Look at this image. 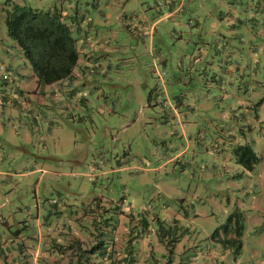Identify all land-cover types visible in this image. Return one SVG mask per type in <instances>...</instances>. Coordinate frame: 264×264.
<instances>
[{
    "label": "rangeland",
    "instance_id": "obj_1",
    "mask_svg": "<svg viewBox=\"0 0 264 264\" xmlns=\"http://www.w3.org/2000/svg\"><path fill=\"white\" fill-rule=\"evenodd\" d=\"M17 1L0 0V264H73L68 231L75 264H264V0L191 2L199 24L170 19L155 45L120 26L115 61L41 86L7 36ZM85 1L95 23L112 2ZM234 210L239 254L210 237Z\"/></svg>",
    "mask_w": 264,
    "mask_h": 264
},
{
    "label": "crops",
    "instance_id": "obj_2",
    "mask_svg": "<svg viewBox=\"0 0 264 264\" xmlns=\"http://www.w3.org/2000/svg\"><path fill=\"white\" fill-rule=\"evenodd\" d=\"M153 1V4H155L157 9V18L155 20L150 19L146 15L143 7L139 5L140 0H112V2L105 1L103 3L104 7L95 5L102 8L97 10V13L99 14L98 23H95L94 18L88 16V9H85V14L83 13V5L88 4L85 0L78 1L76 5L73 3L74 0H31V2L35 3V6H32L28 0H19L17 3L26 4L41 10H57L60 12L62 21L66 23L72 37L75 39V44L79 52L77 66L83 61H94L97 58H101L103 55H107L108 58H111V54H108L111 51L119 52L117 46L120 42L116 45V37L114 34L116 33L115 29L117 32H122L121 27H123L124 32L128 34H132L135 30L139 31L138 29H142L144 33L143 40L141 41L142 43H144L145 39H148L152 45H155L154 43H156L154 39L158 42L165 41L167 32L164 35L161 34V31L164 29L162 28L163 24L170 19H174L176 23L181 22L183 20V14L179 15L178 13L187 9L184 14H188L189 4L191 2L195 3L196 0H182L177 6L176 0ZM120 2H122V4L126 3L124 7L120 5ZM197 3L200 4V0H197ZM120 7L123 9L120 10ZM117 8L119 11L116 10ZM73 12L75 13V19L70 15ZM254 14L255 13L252 12L247 15L251 17L248 21H252L255 24L262 23V20H258L262 15ZM178 15L179 17L177 19ZM198 15L200 16L199 12L197 16ZM100 16L102 18H100ZM123 17L124 19H122ZM67 18H69L70 21H68ZM192 19L193 17L189 16L188 19L183 20L185 24L180 23V25L183 27L190 26L188 28H191L190 30H192L193 27H196L199 24L198 20L194 21V23H190ZM101 20H103V23H99ZM113 23H115L114 26L112 25ZM200 30L207 31L202 27ZM187 40L188 39H183V41ZM112 61H115V58H113L111 62ZM152 89L154 90V86ZM86 231L90 235L93 234L88 227H86ZM63 238V240L74 242V244L69 245L70 249L68 250L61 249V246L57 251L61 254H71L72 257L70 259H72L73 264H75L74 259L77 255V246L75 245V242H77L78 239L73 235V231L65 233V237ZM80 240H82L81 237ZM69 262L70 260L65 264H69Z\"/></svg>",
    "mask_w": 264,
    "mask_h": 264
},
{
    "label": "trees",
    "instance_id": "obj_3",
    "mask_svg": "<svg viewBox=\"0 0 264 264\" xmlns=\"http://www.w3.org/2000/svg\"><path fill=\"white\" fill-rule=\"evenodd\" d=\"M7 36L19 45L31 65L38 86L61 81L72 75L79 52L75 39L57 10H41L26 4L13 3L5 12ZM238 161L252 169L259 157L249 146L236 151ZM243 216L234 210L210 237L225 249L239 254L242 249Z\"/></svg>",
    "mask_w": 264,
    "mask_h": 264
},
{
    "label": "built area",
    "instance_id": "obj_4",
    "mask_svg": "<svg viewBox=\"0 0 264 264\" xmlns=\"http://www.w3.org/2000/svg\"><path fill=\"white\" fill-rule=\"evenodd\" d=\"M0 68H2V66H0ZM4 78H5V76H4Z\"/></svg>",
    "mask_w": 264,
    "mask_h": 264
}]
</instances>
